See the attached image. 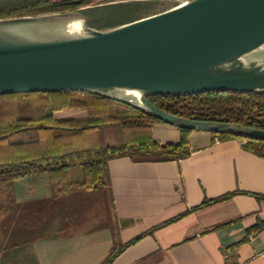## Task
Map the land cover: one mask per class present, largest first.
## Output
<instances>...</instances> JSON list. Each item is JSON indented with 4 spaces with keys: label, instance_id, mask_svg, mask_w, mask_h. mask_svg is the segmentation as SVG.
<instances>
[{
    "label": "crops",
    "instance_id": "1",
    "mask_svg": "<svg viewBox=\"0 0 264 264\" xmlns=\"http://www.w3.org/2000/svg\"><path fill=\"white\" fill-rule=\"evenodd\" d=\"M97 136L102 146L135 137L119 124ZM150 136L180 141L164 122L153 123ZM187 143L189 155L178 161L110 160L109 188L75 186L60 199L46 173L12 180L0 189V264H103L112 250L108 264H264V224L256 228L264 223V157L205 131L191 130ZM68 178L81 182V168Z\"/></svg>",
    "mask_w": 264,
    "mask_h": 264
},
{
    "label": "water",
    "instance_id": "2",
    "mask_svg": "<svg viewBox=\"0 0 264 264\" xmlns=\"http://www.w3.org/2000/svg\"><path fill=\"white\" fill-rule=\"evenodd\" d=\"M74 18L85 20L77 11L0 18V94H98L178 128L264 141L263 129L188 119L147 99L264 94V0H185L123 24L63 31Z\"/></svg>",
    "mask_w": 264,
    "mask_h": 264
},
{
    "label": "trees",
    "instance_id": "3",
    "mask_svg": "<svg viewBox=\"0 0 264 264\" xmlns=\"http://www.w3.org/2000/svg\"><path fill=\"white\" fill-rule=\"evenodd\" d=\"M146 4L142 1L0 0V18L77 11L90 19L87 26L106 28L115 26L104 24L106 15L128 13L132 21L152 14L140 16L146 10ZM147 99L168 113L188 119L235 122L264 130V94L207 91L179 96L153 95ZM76 109H85L86 115L56 117L57 112ZM156 122L162 121L126 103L98 94L80 91L0 94V189L6 188L14 179L46 173L52 198L60 199L69 195L75 186L109 188L108 162L113 159L127 157L132 162H166L187 157V135L191 130L176 127L180 132L178 143H159L150 136V126ZM114 124L132 132L134 140L126 138L121 143L102 146L97 131L102 126ZM211 135L218 140L240 139L245 150L264 157L262 140L232 134ZM75 166L82 170L81 182H72L68 178L69 169ZM226 196L202 201L201 205ZM263 224L260 222L256 228L261 229ZM117 251L112 250L103 264H108Z\"/></svg>",
    "mask_w": 264,
    "mask_h": 264
},
{
    "label": "rangeland",
    "instance_id": "4",
    "mask_svg": "<svg viewBox=\"0 0 264 264\" xmlns=\"http://www.w3.org/2000/svg\"><path fill=\"white\" fill-rule=\"evenodd\" d=\"M105 2H128V1H142V2H147V4L145 5V11H143L140 16L143 14H149V13H153V12H157L160 10H164L167 9L169 7H172L174 5H177L185 0H104ZM127 15H131V14H119V15H106L104 17V24H110V25H119L120 23H126L131 21L132 18H129V16ZM90 19L85 17V20H82V23H84L85 25L87 24V22ZM106 20V21H105ZM103 26V25H101ZM104 27V26H103ZM97 28V27H95Z\"/></svg>",
    "mask_w": 264,
    "mask_h": 264
},
{
    "label": "bare ground",
    "instance_id": "5",
    "mask_svg": "<svg viewBox=\"0 0 264 264\" xmlns=\"http://www.w3.org/2000/svg\"><path fill=\"white\" fill-rule=\"evenodd\" d=\"M82 24V19H71L66 24L63 25L62 30L68 33H77L80 30ZM129 95L137 97L138 94L135 92H128Z\"/></svg>",
    "mask_w": 264,
    "mask_h": 264
}]
</instances>
